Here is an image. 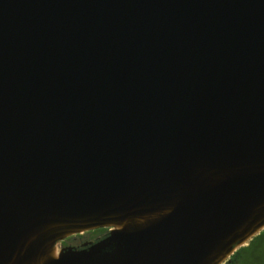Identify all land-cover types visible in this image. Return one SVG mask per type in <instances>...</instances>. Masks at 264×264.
Segmentation results:
<instances>
[{
  "label": "water",
  "instance_id": "obj_1",
  "mask_svg": "<svg viewBox=\"0 0 264 264\" xmlns=\"http://www.w3.org/2000/svg\"><path fill=\"white\" fill-rule=\"evenodd\" d=\"M263 231L264 0H0V264H224Z\"/></svg>",
  "mask_w": 264,
  "mask_h": 264
},
{
  "label": "flooded vegetation",
  "instance_id": "obj_2",
  "mask_svg": "<svg viewBox=\"0 0 264 264\" xmlns=\"http://www.w3.org/2000/svg\"><path fill=\"white\" fill-rule=\"evenodd\" d=\"M84 243H81L79 246H81ZM252 246L253 249L251 250L252 251L251 257L253 258L249 262L248 257L250 256L247 255L245 249ZM252 262H254L255 264H264V231L261 232V234H259L257 237H255L249 244L243 246L235 255L231 256L224 264H250Z\"/></svg>",
  "mask_w": 264,
  "mask_h": 264
},
{
  "label": "rangeland",
  "instance_id": "obj_3",
  "mask_svg": "<svg viewBox=\"0 0 264 264\" xmlns=\"http://www.w3.org/2000/svg\"><path fill=\"white\" fill-rule=\"evenodd\" d=\"M102 235L101 231H88L82 234L74 235L65 241L66 245L79 246L86 241H94Z\"/></svg>",
  "mask_w": 264,
  "mask_h": 264
},
{
  "label": "trees",
  "instance_id": "obj_4",
  "mask_svg": "<svg viewBox=\"0 0 264 264\" xmlns=\"http://www.w3.org/2000/svg\"><path fill=\"white\" fill-rule=\"evenodd\" d=\"M253 249V246L252 247H249V248H247V249H245L246 251L245 252H247V255H249L250 257H248V260H249V262L252 260V258L253 257H251V250ZM244 251V250H243ZM250 264H255L254 262H252V263H250Z\"/></svg>",
  "mask_w": 264,
  "mask_h": 264
},
{
  "label": "bare ground",
  "instance_id": "obj_5",
  "mask_svg": "<svg viewBox=\"0 0 264 264\" xmlns=\"http://www.w3.org/2000/svg\"><path fill=\"white\" fill-rule=\"evenodd\" d=\"M227 262V261H226Z\"/></svg>",
  "mask_w": 264,
  "mask_h": 264
}]
</instances>
